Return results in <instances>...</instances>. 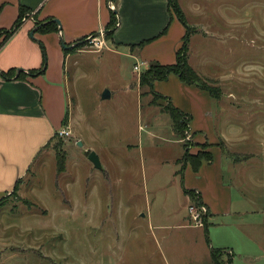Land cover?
<instances>
[{
    "label": "rangeland",
    "instance_id": "374dc122",
    "mask_svg": "<svg viewBox=\"0 0 264 264\" xmlns=\"http://www.w3.org/2000/svg\"><path fill=\"white\" fill-rule=\"evenodd\" d=\"M178 4L191 33L188 64L218 90L217 98L209 94L220 127L203 129L210 143L219 140L209 145L212 176L206 167L202 175L193 168L177 174L183 147L168 102L148 88L139 94L150 64L140 65L131 47L103 51L110 47L106 35L92 36L96 43L87 38L74 49L103 52L83 62L67 97L82 146L57 134L2 198L0 264H227L226 248L233 264H264V0ZM106 90L115 93L111 99H102ZM191 127L184 131L188 152L208 151L204 134ZM58 155H65L63 171ZM217 171L233 204L217 201L220 216L205 230L208 210L203 227L191 223L188 206L196 198L183 189L211 185ZM212 249H220L215 262Z\"/></svg>",
    "mask_w": 264,
    "mask_h": 264
},
{
    "label": "crops",
    "instance_id": "0c3cea01",
    "mask_svg": "<svg viewBox=\"0 0 264 264\" xmlns=\"http://www.w3.org/2000/svg\"><path fill=\"white\" fill-rule=\"evenodd\" d=\"M22 10L25 14L21 27L0 49V200L15 190L61 129L70 128L71 137L77 143L82 141L79 117L70 110L72 104L67 97L68 86L83 69V62L86 64L103 51L116 53L114 47H131V56L142 58L140 65L153 62L172 65L186 35L185 26L169 10L168 0H0V32L11 31ZM113 15L116 25L110 27ZM53 21L59 22L56 23L58 31H39L40 23L42 27ZM108 30L112 36L107 41L110 46L107 49L93 52L83 47L74 49L83 39L102 33L105 36ZM12 71L13 77L6 79L3 74ZM34 71L38 73L30 74ZM21 73L25 75L23 78H19ZM161 82L167 83L166 86L162 87ZM138 87L140 94L139 83ZM153 89L161 99L191 117L194 132L204 134L200 135L212 147L218 146L219 140L210 143L203 130L219 125L215 104L207 91L183 83L177 75H171L167 81H156ZM110 93L111 99L115 93L113 90ZM171 124L173 127L172 118ZM175 136L183 147V154L176 158L180 169L177 174L185 170L188 173L192 167L190 162H185L184 139L178 138L176 132ZM212 147H208L211 154ZM213 163L214 158L211 162L204 160L196 174L202 175L206 167L207 176H212L209 166ZM217 172L218 179L209 178L211 185L197 182L183 189L185 197L191 201L195 197L208 210L205 230L213 217L220 216L217 201H224L226 206L233 202L230 188L223 185L222 172ZM226 249L233 258L232 250Z\"/></svg>",
    "mask_w": 264,
    "mask_h": 264
},
{
    "label": "trees",
    "instance_id": "16d2710c",
    "mask_svg": "<svg viewBox=\"0 0 264 264\" xmlns=\"http://www.w3.org/2000/svg\"><path fill=\"white\" fill-rule=\"evenodd\" d=\"M168 7H169V10L171 11V13L184 26H186V30H187L186 35L183 38L182 46L180 47V49L177 52V58H176L175 64H172V65L151 64L150 69L147 70L143 75H141L140 88L141 89L148 88L152 94H154L158 98H163L161 95L156 94V92L154 91V89H153L154 83L156 81H167L171 75H177L183 83H185L187 85H195L198 88L210 93L212 97L217 98L218 90L215 88H210L209 86H207L206 83L203 80H201V78L199 77L197 72L188 64L187 52H188V45H189L191 33H190L189 28L187 27L186 23L183 20V15H182L181 10L179 8L178 0H168ZM24 14H25V12L22 10L20 19L18 20V22L16 23V25L13 27V29L11 31L0 32V37L1 36L5 37V39L0 43V49L10 39V37H12L19 30V28L22 25V19H23L22 17L24 16ZM115 25H116V17H115V15H113L110 27L115 26ZM38 29L40 32L47 33V32H51V31H58V26L55 22H51V23L47 24L46 26L41 27V23H40ZM166 31L167 30H165L164 33ZM106 34H107L106 36H108V38H110L112 36V32L109 30L106 32ZM86 39L82 40L84 42V44H85ZM147 42L148 41L141 43L139 45V47H143ZM36 73H38V72H35V71L30 72V74H36ZM13 74H14V72L12 71L9 74L4 73L3 75L6 79H10L13 77L12 76ZM24 76L25 75L23 73H21L19 78H23ZM165 110L172 118L173 127H174V130L177 133L178 137H180L181 139H184V131L190 127L191 117L187 114H184L183 112H181L177 108H175L173 105H171V103L168 104V106L166 107ZM67 118H68V116H66V118L63 122L64 127H66V125H67ZM48 146H49V144H48ZM206 147L208 148L209 144L206 145ZM185 157H186L185 162H190V164L192 165V168L196 172L199 171V169L201 168L202 162L204 160L207 162H211L213 160V156L209 151H205V152L200 151L198 154L192 155L187 150ZM57 159H58V162L60 165L59 169H60V171H63L64 167H65L64 166L65 165V155H58ZM16 187H17V185H16ZM191 194H193V193H191ZM193 196H195V195L193 194ZM2 201L3 200L1 199L0 205H1ZM201 204H202V202H200V205ZM216 251H219V250H213L211 252V259L214 262H215L216 254H217ZM214 264H218V263L215 262ZM219 264H222V262ZM227 264H233V258L232 257H230Z\"/></svg>",
    "mask_w": 264,
    "mask_h": 264
},
{
    "label": "built area",
    "instance_id": "2783aa9c",
    "mask_svg": "<svg viewBox=\"0 0 264 264\" xmlns=\"http://www.w3.org/2000/svg\"><path fill=\"white\" fill-rule=\"evenodd\" d=\"M111 8L114 9L112 5H111ZM102 35H104V33H102ZM89 38L91 39L92 43H96L99 40L98 38H91V37ZM135 71H139V66H135ZM71 134L72 133H71L70 128H67V127L61 129L58 132V135L62 138H69L71 137ZM195 202H196V205H192L188 209L189 221L193 223L196 227H199V226L203 227L205 225L204 216L206 213V208L204 206H200V202H197L196 199H195Z\"/></svg>",
    "mask_w": 264,
    "mask_h": 264
},
{
    "label": "water",
    "instance_id": "95a60500",
    "mask_svg": "<svg viewBox=\"0 0 264 264\" xmlns=\"http://www.w3.org/2000/svg\"><path fill=\"white\" fill-rule=\"evenodd\" d=\"M54 22V21H53ZM55 23H59L58 21H55ZM46 25V24H43V26ZM31 37H34V32L31 33ZM84 43V42H81V44ZM64 45V44H63ZM65 48H67L65 45H64ZM111 97V93L109 90H106L103 95H102V99L106 100V99H110ZM79 145L82 146V143L79 142ZM89 160L94 164V166L98 169H101L102 166H101V163H100V160L98 158V156L95 154V153H90L89 154Z\"/></svg>",
    "mask_w": 264,
    "mask_h": 264
}]
</instances>
